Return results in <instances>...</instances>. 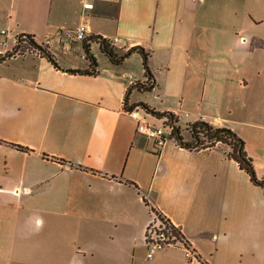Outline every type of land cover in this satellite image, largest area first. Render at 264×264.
Masks as SVG:
<instances>
[{"label": "crops", "instance_id": "0c3cea01", "mask_svg": "<svg viewBox=\"0 0 264 264\" xmlns=\"http://www.w3.org/2000/svg\"><path fill=\"white\" fill-rule=\"evenodd\" d=\"M82 23L149 51L155 85L129 105L231 127L264 176V0H0V53L29 33L59 65L37 50L0 62V264H264V187L223 145L156 151L136 132L139 54L113 64L91 43L97 73L66 71L89 67L60 35ZM154 210L201 260L178 245L147 259Z\"/></svg>", "mask_w": 264, "mask_h": 264}, {"label": "trees", "instance_id": "16d2710c", "mask_svg": "<svg viewBox=\"0 0 264 264\" xmlns=\"http://www.w3.org/2000/svg\"><path fill=\"white\" fill-rule=\"evenodd\" d=\"M17 40L14 42L12 48L5 52L0 53V62L6 60L10 56L16 53L22 54L27 50H37L41 55L45 56L51 63L56 67L57 64L53 53L50 51L47 44L38 43L34 36L29 33H20L16 36ZM91 43H97L100 52H102L113 64L121 63L125 58H127L132 53H137L141 56L142 65L144 70V79L136 80L132 82L125 94V109L130 110L136 107L144 109L146 112L157 118H164L173 125L171 136L173 137L176 144L189 148V149H205L211 148L215 145H223L226 147L225 154L228 158L233 159L237 162L240 169L244 170L251 180V182L257 186L264 187V176L258 177L252 157L247 153L245 148V141L243 138L237 134L231 127L228 126H216L203 119H198L193 122L187 123L183 128L177 123L178 118L172 111H160L151 107L143 101H138L128 104V96L132 90L139 92H149L153 89L155 85L154 72L149 64V51H147L142 45H134L128 49H122L117 47L113 40L105 37L101 34H90L85 39L82 40V47L85 53V57L89 62V67L85 69H66V71L71 73H97V61L93 52L91 51ZM187 131L189 138L185 139L182 131ZM17 148L27 149L20 145H16ZM64 161L63 159H60ZM82 168V166H77ZM113 176V175H111ZM128 183H132L128 181ZM159 214L161 220L166 225V227L171 231V233L177 237L182 238L186 241L180 228L174 227L172 222L165 217L162 213L154 210ZM197 258L201 260L200 256ZM202 264H209L205 260H201Z\"/></svg>", "mask_w": 264, "mask_h": 264}, {"label": "built area", "instance_id": "2783aa9c", "mask_svg": "<svg viewBox=\"0 0 264 264\" xmlns=\"http://www.w3.org/2000/svg\"><path fill=\"white\" fill-rule=\"evenodd\" d=\"M83 6L85 8H92L93 3L89 1L84 2ZM2 32L4 31L2 30ZM60 35L63 39L82 41L88 36V30L86 25L82 23L76 27H63L60 30ZM16 40L17 38L15 36L13 42H16ZM127 113L136 120V132L145 138L150 139L156 151L168 141H174L171 136L173 125L171 122L166 121V119L159 118L161 123L156 124L151 121L154 120L155 117L153 118L150 113L140 107L127 110ZM147 116L149 117L147 118ZM172 225L177 227L174 224ZM144 239L147 259L153 258L156 253L167 247L176 245L183 247L187 258H195L197 256L188 242H185L182 238L175 237L171 233L156 211H153V217L146 226Z\"/></svg>", "mask_w": 264, "mask_h": 264}, {"label": "rangeland", "instance_id": "374dc122", "mask_svg": "<svg viewBox=\"0 0 264 264\" xmlns=\"http://www.w3.org/2000/svg\"><path fill=\"white\" fill-rule=\"evenodd\" d=\"M148 117L149 116H147V118ZM148 120H150V119H148ZM151 121L155 122L156 124H160L161 123L160 120L157 117H155V119L154 120H151ZM184 133L187 134V131L185 130Z\"/></svg>", "mask_w": 264, "mask_h": 264}]
</instances>
